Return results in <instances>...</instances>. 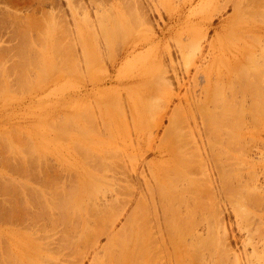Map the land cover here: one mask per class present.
<instances>
[{
  "label": "rangeland",
  "instance_id": "1",
  "mask_svg": "<svg viewBox=\"0 0 264 264\" xmlns=\"http://www.w3.org/2000/svg\"><path fill=\"white\" fill-rule=\"evenodd\" d=\"M235 6H238V8L235 9ZM263 19L264 0H0V186L3 182V185L12 187V191H9L10 197L0 192L3 194L0 195V201L3 197L2 201L5 198L8 199L4 201L6 210L4 207L0 208V221L3 218L0 222V254H3L0 264L3 263V260L5 262L3 264H20L21 260H23L22 264H53V262L54 264H91L93 260L92 264H140L143 231L138 230L143 228V224L138 206L141 197L140 188H142L144 177L147 180L151 178L148 174L150 173L149 168H153L157 175H160V178L164 182L167 181V183L168 181L181 182V176L183 177L184 174L188 178L191 174L188 171L192 170L193 175L189 176V179L193 180L191 184H195L196 186L192 184L195 188L201 187V190L205 187L202 185L212 186L214 180L211 179L218 176V172L214 169L209 170L207 168L203 170L202 160L200 159V162L199 157H196L198 155L196 151L198 150L203 155L204 151H201L202 146L199 140L207 133V130L209 131L206 126L205 128L200 126V120L202 119L200 117L205 118V116L200 115H205L199 110L200 108L202 111L205 110L204 112H209L212 108L211 110L217 116L218 113L219 116L221 115L219 119L223 120L222 123L219 122L220 126L219 124H217L218 126L215 125L218 128L214 127L216 122L213 124L214 132L224 140L219 136L221 145L217 142L214 144L215 146L219 145L221 148L213 146L212 154L215 155L216 152L217 155V153L220 154L223 151L222 149H227L223 151V154H220L221 156L219 155L220 157L215 155L219 157L217 160L222 161V163L219 162L218 166L224 162L225 164L221 166L226 167L224 169L222 167L225 173L231 175L235 172H238L237 174L241 173L243 177L241 175V177H238L244 183L246 179V182H249V175H251L254 181L251 179L252 182L250 183L254 182L255 184L251 185L256 186V189L257 187L261 189L259 191L257 189V193L259 192V197L263 196L264 198V112L259 111L257 113V110L254 116L257 120L254 117L250 118V116L245 118L247 126H258L254 129L249 127L254 132L250 135L249 133L245 134V139H243V136L240 135L246 128L242 129L243 121L231 111L235 105L233 109L237 108L239 103L231 98V102H236V104H232L229 101L230 98H226L231 96H229V90L225 91L228 86H225L227 84L225 79L227 68H225L226 62L224 61L227 55H230L232 59L234 55L236 60L231 59L234 67V63L240 59V54L243 58L244 54L248 52L247 46L251 48L254 46L252 49H255V53L264 52V37H262L263 35L261 37L258 34V36L256 35L258 32L261 35L262 30L260 29L264 27ZM259 26L262 27L255 31V28ZM249 44L254 45L249 46ZM260 48L262 51H260ZM255 53L253 52L252 55ZM248 55L244 57L249 58ZM188 57L189 60L187 61ZM244 60L247 59L243 58L242 62H245ZM185 61L186 63L191 62L189 65L187 63L186 72L184 68ZM231 66L230 69L232 70L233 67ZM234 69L232 71L235 75L243 72V68H241V72L238 70V73ZM70 70H74V72L72 71V73ZM232 71H230L231 74H233ZM243 75V73L239 75L241 81L245 79ZM208 86L209 88H207ZM213 89L214 92H212ZM217 93L220 96H217ZM192 94H195V96ZM202 98H206V102L203 100L202 103ZM218 99H221L223 105L220 102L218 104V101H220ZM201 103L202 105H200ZM205 103L208 105L209 108L207 109L209 110L205 109ZM228 103H231V105ZM194 104L196 105L194 106ZM190 107L195 111L190 113ZM219 109L223 110L221 112L225 113L224 116L228 111V116L226 115L223 119L224 116L222 113L220 114ZM197 110L201 113L198 111L199 114H197ZM261 112L263 113L261 114ZM190 114H194V119ZM179 116L180 118H178ZM198 116L200 117L198 118ZM178 119L180 121H174ZM229 119L233 120V123ZM239 120L242 123L239 122L238 124ZM193 121L198 124L200 131H203L202 135L199 134V140V136L196 134L198 133L196 132L197 128L194 126ZM178 126L179 128H177ZM220 129L222 130L218 131ZM188 131L189 133H187ZM193 131L195 132L193 133ZM224 132L228 134L231 132L230 135L233 137L230 135L228 137V134L223 137ZM179 133L181 136H179ZM192 135L195 136L194 139ZM250 136L254 139L250 140L252 139ZM238 137H241L243 141L241 142L242 139ZM178 140L187 143L184 144L180 141L177 144ZM237 142L239 143L236 144ZM231 144L232 146H230ZM219 148L221 152H219ZM192 149L195 151L191 152ZM241 149L244 151L242 152ZM175 150H179V153L182 152L184 155L180 153L177 154L180 156L178 157ZM195 153L196 156H194ZM194 157L196 158L194 159ZM177 162L180 164H177ZM231 162L236 163L232 164ZM185 163H187V166L193 165L186 167ZM172 167H175V169ZM183 167L189 169L186 170ZM133 168L134 173L137 175L132 172ZM227 168L229 169L227 170ZM213 170L214 172H212ZM251 171L252 174H250ZM204 176L212 182L206 181L203 178ZM193 177L195 181H198L195 182ZM235 181L234 179L233 184H235ZM199 182L201 183L199 184ZM173 184L175 183L173 182ZM179 184H177V187ZM22 185L26 187L23 188ZM33 190L35 191L33 192ZM191 190L187 193L188 195L186 194L190 199L187 197L189 209L187 208L185 211L184 204H181L182 207L178 204L180 205L178 206V208L180 207L179 211H184L185 215L190 217L188 219L185 217L184 224L182 225L179 222L178 225L184 226L186 223L187 231L192 230L195 234L205 236L206 228L204 222L201 223L200 221V216L203 215L200 206L203 203H208L212 197L208 198L204 194L202 196L194 188H191ZM128 192L132 193V196ZM14 193L18 195L16 196ZM30 195L34 196L31 197ZM62 195L65 196L62 197ZM126 195L127 199L125 198ZM227 196H221L220 200L216 199L217 202L213 205V208H219L216 210L220 221L217 229L219 234L224 233L222 236L223 241H221L222 243L226 242V246L223 247H227L229 251L227 252L230 255L227 257L231 259H228L233 262L232 257H236L234 259L239 264L240 262L246 264L245 259L248 258L254 261L252 264H264V202L262 201L263 203L260 202L257 205L248 203L247 205L245 203V207L242 203L243 209L245 208L247 214H249V219L248 216L247 218L244 217L247 215L246 212L241 214L243 218H239L236 214L240 215V212L235 213L233 211L232 207L235 203L230 200L231 196ZM28 198L31 200L29 201ZM10 199L11 201H9ZM14 199L17 200L14 201ZM34 199L38 201L35 202ZM42 199L44 203L41 201ZM25 200L28 202L26 203ZM197 200H201V203ZM10 202H16V204ZM23 202L29 204L28 207ZM19 204L22 207H18ZM15 205L17 209L14 215L16 217L12 213V215L10 214V212H14L15 207L13 206ZM196 205L200 206L197 207ZM55 206L57 209L54 208ZM64 206L65 211V208L62 209ZM195 207L197 210L194 209ZM95 208L98 209L95 211ZM99 208L101 211L98 212ZM110 208L114 212L110 213ZM3 209L8 214L3 212ZM7 209H9V212ZM32 209H34L33 212ZM71 212L73 213L72 216H70ZM188 212L193 213L191 215ZM18 213H20L19 216ZM41 213L44 216H41ZM60 213L66 215L64 222V218ZM58 214H60L59 218H57ZM108 214H110V217ZM3 215L5 217L9 215V218L14 217L13 220L11 219L13 222L8 217L9 220L4 219ZM53 216L55 220H53ZM106 216H108L107 219ZM30 217H33L32 220L35 217V220L32 221ZM113 219L114 221H112ZM242 219H246L244 220L245 223ZM240 220L243 222H240ZM104 222L109 224H106L105 227ZM188 224H191L192 227ZM68 225L70 228H68ZM101 226L103 227L101 228ZM184 227L182 229L186 231ZM27 228L29 229L27 230ZM99 228L103 229L101 233ZM89 230L91 233L93 231L97 234L100 233V235H96L97 239L95 238L93 244L90 243L91 240L88 241V234H91ZM104 231L105 233H103ZM80 233L81 235H79ZM163 233L165 235V232ZM261 234L263 237H260ZM164 235H162L163 238L161 234L159 235V238L163 239V243L165 242L164 251L161 252L164 257L156 264H216L215 259L217 258H214V255L212 256V250L206 251L201 260L200 258L193 260L192 253L187 252L190 251L187 245L190 237L187 236V242L184 243L183 233L182 236L181 234H175L173 237L176 240L171 239L174 243H169L168 248L167 244L170 240L166 242L167 237ZM135 236L137 237L135 238ZM139 236H141L140 239ZM119 237H121L120 240ZM31 239L32 241H30ZM71 239L73 241H70ZM164 239L166 240L164 241ZM73 243L75 244L73 245ZM89 244H91V247H89ZM252 245L254 249H252ZM107 246L110 250L107 249ZM1 248L4 252V249L8 252L7 248H9V252H16L17 257L13 256L15 254L12 253H6L7 255L10 254L9 256L4 255ZM187 248L188 250H185ZM106 249L108 256L105 255L107 253V251L105 252ZM112 251H114L113 255ZM118 254L121 256H117ZM209 254H211V257ZM94 256L95 259H93ZM254 256L258 257V260L256 257L254 259ZM5 257L6 259H4Z\"/></svg>",
  "mask_w": 264,
  "mask_h": 264
},
{
  "label": "bare ground",
  "instance_id": "2",
  "mask_svg": "<svg viewBox=\"0 0 264 264\" xmlns=\"http://www.w3.org/2000/svg\"><path fill=\"white\" fill-rule=\"evenodd\" d=\"M250 1V0H249ZM262 1V0H261ZM248 2V1H247ZM246 4V3H245ZM250 4H252V3H250ZM237 5H238V3H237ZM240 5V4H239ZM238 8V6H235V9H237ZM245 13V12H244ZM247 13V12H246ZM242 15V14H241ZM236 16H238V15H236ZM261 16V15H260ZM257 19V18H256ZM264 20V19H263ZM258 21V20H257ZM259 22V21H258ZM257 22V23H258ZM230 24V23H229ZM234 24H235V21H234ZM250 24H253V23H250ZM260 24H261V22H260ZM264 24V23H263ZM227 25V24H226ZM231 25H232V23H231ZM228 26V25H227ZM116 27V26H115ZM229 27V26H228ZM262 26H259L258 28H255V31L256 30H259L260 28H261ZM231 28V27H230ZM233 28V27H232ZM120 29V28H119ZM112 31H113V29H111ZM260 30H262V32L264 33V27L263 28H261ZM261 32V35H260V32H258V33H256V35L258 34L259 35V37H261L262 35V37H264V34ZM112 34V33H111ZM230 34V33H229ZM254 34V33H253ZM110 35V34H109ZM252 34L250 33V36H251ZM255 35V34H254ZM257 35V36H258ZM250 38H252V37H250ZM254 38H255V36H254ZM108 39V38H107ZM264 39V38H263ZM257 40V39H256ZM250 41V40H249ZM259 41V40H258ZM257 41V42H258ZM250 43V42H249ZM233 44V43H232ZM199 45V44H198ZM252 46V45H254V44H249V46ZM263 46V45H262ZM254 46H252V48H253ZM258 47H260V46H258ZM239 48V47H238ZM247 50H248V52H246L245 54H244V56L245 55H248L247 53H250L251 51V53L247 56V57H249V58H246V57H244L243 56V58L244 59H247V60H244L245 62H242V57H241V55L242 54H240V59H238V57H237V59L239 60H237L235 63H234V67H235V69H234V67H233V64H232V61H231V56L230 55H227L226 56V59L224 60L226 63H225V68H227V72H226V76H225V79H226V82H227V84H225V86L227 85L228 86V89H226L225 91H227V90H229L230 91V95L229 96H231V97H226V96H228V95H226L225 97L226 98H230V102L232 101V99H235L234 101H237L239 104H237V108H235V109H233L232 108V110L231 111H233V113L234 114H236V116L238 117V118H240L242 121H243V128L242 129H245L246 128V130H244L243 131V133H241V135L240 136H243V139H245V134H247V133H249V135H250V133H253L254 131H252V130H250L249 129V127H251V126H247L246 124V117L248 116H250V118L251 117H254L255 116V114H256V112H257V110H258V112L257 113H259V111H263L264 112V52H259L260 54H258V53H255V49H252L251 47H248L247 46ZM250 48V49H249ZM255 48H256V46H255ZM198 49H199V47H198ZM261 49V48H260ZM195 50H196V48H195ZM229 50V49H228ZM241 50H242V48H241ZM256 50H258V49H256ZM22 51V50H21ZM199 51V50H198ZM230 51V50H229ZM235 51H237V50H235ZM243 51V50H242ZM260 51H262V49L260 50ZM232 51H230V53H231ZM255 53V54H253L252 55V53ZM258 52V51H257ZM238 53H240V52H238ZM227 54V53H226ZM232 54H233V52H232ZM257 54V55H256ZM36 55V54H35ZM235 55H236V53H235ZM250 55H252V56H250ZM184 56V55H183ZM190 57H192V56H190ZM233 57L234 58H236L234 55H233ZM233 58V59H234ZM242 58V59H241ZM32 59V58H31ZM186 59V58H185ZM232 59V60H233ZM94 60V59H93ZM189 60V57H188V59H187V61ZM227 60V61H226ZM236 59H234V61H235ZM29 61V60H28ZM191 61V60H190ZM189 61V62H190ZM34 62V61H33ZM192 62V61H191ZM190 62V63H191ZM221 62H222V60H221ZM188 63V62H187ZM187 63H186V61H185V65H184V68H185V72L187 71V67H186V65H187ZM190 63H188V65L190 64ZM242 65H241V64ZM40 64V63H39ZM232 65V66H231ZM70 66V65H69ZM86 66V65H85ZM230 66L231 67H233L232 68V70L234 69V70H237V72L236 73H238V70L241 72V68H243L242 70H243V77L245 78V79H242V81L240 80V77H239V75H242V73L241 74H236L235 75V73H233L234 71H232L231 69H230ZM240 66V67H239ZM19 67V66H18ZM198 67H200V66H198ZM238 67V68H237ZM20 68V67H19ZM86 68V67H85ZM224 68V69H225ZM194 69H195V67H194ZM198 69V68H197ZM196 69V70H197ZM205 69V68H204ZM20 70V69H19ZM87 70H88V68H87ZM73 72H74V70H72ZM71 70H70V72H72ZM230 71H232V73L233 74H231V72ZM67 72H69V71H67ZM72 72V73H73ZM197 72V71H196ZM219 72V71H218ZM202 74H203V72H201ZM219 73H221V72H219ZM45 75H46V73H44ZM194 74H195V72H194ZM205 74V73H204ZM214 75V74H213ZM223 75H224V72H223ZM232 75H234V76H232ZM42 76H44V75H42ZM40 77H41V75H40ZM207 77V76H206ZM209 77V76H208ZM221 77H223V76H221ZM194 78V77H193ZM196 78V77H195ZM242 78V77H241ZM197 79V78H196ZM223 79V78H222ZM224 79V80H225ZM206 80V79H205ZM212 81V80H211ZM225 82V81H224ZM194 83V82H193ZM214 83V82H213ZM215 84V83H214ZM217 84V83H216ZM197 85V84H196ZM207 85H208V83H207ZM220 85V84H219ZM201 86H203V85H201ZM206 86V85H205ZM213 86H216V85H213ZM193 87V86H192ZM196 88V87H195ZM207 88H209V86L207 87ZM212 88V87H211ZM220 88L221 89H223L222 88V86H220ZM203 90V89H202ZM209 90V89H208ZM217 90V89H216ZM200 91V90H199ZM217 91H219V90H217ZM224 91V92H225ZM228 91V92H229ZM212 92H214V89H213V91ZM216 92V91H215ZM220 92V91H219ZM191 93V92H190ZM201 93H203V92H201ZM221 93V92H220ZM199 94V93H198ZM210 94H211V92H210ZM226 94V93H225ZM228 94V93H227ZM192 95H194L195 96V94H192ZM206 95V94H205ZM217 96H220L218 93L216 94ZM189 96V95H188ZM193 96V97H194ZM199 96H200V94H199ZM207 96V95H206ZM208 97V96H207ZM213 97H215V96H213ZM222 97V96H221ZM217 98V97H216ZM232 98V99H231ZM236 98H238V99H236ZM199 99V98H198ZM206 99V98H205ZM205 99L204 98H202V100H201V102L204 100V102H206L205 101ZM213 100V99H212ZM218 100H220V101H218V104H219V102L220 103H222V105H223V102H221V99H218ZM186 101V100H185ZM195 101V100H194ZM199 101V100H198ZM208 101V100H207ZM216 101V100H215ZM224 101H225V99H224ZM248 101H250V102H248ZM200 102V101H199ZM211 102V101H210ZM214 102V101H213ZM227 102V101H226ZM181 103V102H180ZM203 103V102H202ZM202 103L200 104V105H202ZM232 104L234 103V102H231ZM231 103L229 104V105H231ZM182 104V103H181ZM208 104V103H207ZM213 104V103H212ZM216 104V103H215ZM234 104H236V102L234 103ZM188 105V104H187ZM196 104H194V106H195ZM207 106V107H206ZM213 106V105H212ZM224 106H225V104H224ZM200 107V106H199ZM202 107V106H201ZM214 107H215V105H214ZM217 107V106H216ZM229 108L231 107V106H228ZM187 108V107H186ZM185 108V109H186ZM196 108V107H195ZM198 108V107H197ZM196 108V109H197ZM207 108H209L208 107V105H206V103H205V109H207ZM224 108V107H223ZM228 108V109H229ZM190 109H191V107H190ZM204 109V108H203ZM212 109V108H211ZM210 109V110H211ZM222 109V108H221ZM225 109H226V107H225ZM180 110V109H179ZM201 112H203L205 115H203V114H200V115H202V116H205V120L203 119V117H200V116H198V118L200 117V118H202L201 120H200V126H201V128H205V126H206V128H208L209 129V131L207 130V133H205L204 135H205V137H204V135H203V137H202V139H200V136H199V134L200 135H202L201 133L203 132H201L200 131V129H199V127H198V124L195 122V121H193V124H194V126L197 128V130H196V132H198V133H196V134H198V136H199V138L198 137H196V138H198V140H199V142H200V144H201V146H202V149H201V151H204L203 152V155H201V153L200 152H198V151H196L197 152V154L195 153V155L194 156H196V157H199V160L201 159L202 160V162H201V160H200V162L202 163V166L204 167H202L203 168V170H206L207 168H209V170L211 169H214L216 172H218V176H216V177H214V179L212 178L211 180H214L213 182L212 181H209L208 179H206L207 178V175H206V178H205V176L203 177V178H205L206 179V181H208L209 183L210 182H212V183H214L212 186H210L209 185V187H208V185H202V186H205V187H203L202 189L203 190H201L200 188L201 187H198V188H195L194 186H196L195 184H191V182L193 181V180H190L189 179V176H191V175H193L192 173L193 172H191L190 170L188 171V172H190L191 174H189V176H188V178H186V176L183 174V177H185V178H183L181 175H178V176H181V182H177V181H173L175 184H173V182L172 181H168V183H167V181L166 182H164L161 178H160V175L158 176L157 175V173H156V171L153 169V168H149V170H150V173H148L149 174V176L151 177V178H149L148 180L147 179H145V177H144V181H143V183H142V188H140L141 189V197H140V204H139V212L141 213V219H142V224H143V230L141 229V230H138V231H140V232H142L143 231V236H142V239H141V247H140V264H156L157 262H159L160 261V259L162 258V257H164V254L163 255H161V252H163L164 251V243H163V239H160L159 238V235L161 234V237H162V235H164V233L163 232H165V235H166V239H164V241L166 240V242L168 241V240H170V241H168V244H167V248H168V245H169V243H171L172 241H171V239H173L174 237V235L176 234V235H178V234H181V236H182V233L184 234V236H183V240H184V243L185 242H187L186 240V238H187V236L188 237H190V239H189V242H187V245L189 246V249H190V251H187V252H189V253H192L191 255L193 256V260H197V259H199L200 258V260H201V257H202V255L206 252V251H210V250H212V256L215 258H217V259H215V262H216V264L217 263H219V264H223V263H227V264H239V262H237V260L236 259H234V258H236V257H232V260H233V262H230V260L229 259H231V258H229V257H227V256H229L230 254H228V250H227V247L226 248H224L223 246H226V242L224 243H222V241H223V234H219V232H218V229H217V227H218V225L220 224V221H219V217H218V215H217V211L216 210H218V209H214L213 208V205L217 202V200L219 199H221V196H224V197H226L227 195H229V196H231L230 197V200H233L234 201V203H233V201H232V203L234 204L233 205V211L235 212V213H238V212H240V215L239 214H236V215H238L239 216V218H243V215H241L242 213H245L246 212V214L248 213L247 211H246V209L244 208L243 209V206H244V204L246 203H248V204H253V205H257V204H260V202H264V198H263V196L262 197H259V195H258V193H257V189H258V191L259 190H261V189H259L258 187H257V189H256V186L254 187L253 185H251V184H254V182L253 183H250V182H252V181H250L251 179H253V177H251V175H249L250 176V180H249V182L247 183L246 182V180H245V183H244V181H241V179L239 178V177H241L242 176V174L240 173V174H237L238 172H235V173H232L233 175H231V174H229V173H225V171H223L222 170V167L223 166H221V165H223V164H225L224 162H223V164H221V165H219L218 166V164H219V162H221L222 163V161H219V160H217V158H219L221 155L220 154H223V151H225V150H227L226 148H225V150L224 149H222L223 151L221 152V150H220V146L219 145H221V143H219V142H221V139H220V135H218L216 132H214V129L215 128H218L217 126V124H219V126L221 125L220 123H222L223 122V120H221V119H219V117L221 118V115L219 116V113H218V116H217V114H215L214 113V111L213 110H211V112H213V113H211L210 112V110L209 109H207V110H209V112L207 111V112H204L205 110H201V108L199 109ZM199 110H197V114H199ZM214 110H216V109H214ZM230 110V109H229ZM186 111V110H185ZM189 111H191L190 113H192L193 111H195V110H193V109H191V110H189ZM199 111V112H198ZM219 111H220V114L222 113L221 111H223V110H220L219 109ZM225 111V110H224ZM231 111H229V112H231ZM235 111V112H234ZM177 112H178V110H177ZM200 112V113H201ZM218 112V111H217ZM263 112H261V114L263 113ZM177 114V113H176ZM223 114V113H222ZM225 114V113H224ZM224 114H223V116H224ZM227 114H228V111H227ZM226 114V115H227ZM264 114V113H263ZM191 116H192V118H193V115L194 114H190ZM225 115V116H226ZM258 115V114H257ZM225 116L224 117H222L223 119L225 118ZM228 116V115H227ZM233 116V115H232ZM190 117V116H189ZM188 117V118H189ZM235 117V116H234ZM261 117V116H260ZM263 117H264V115H263ZM172 118H173V116H172ZM177 118V117H176ZM178 118H180V116L178 117ZM219 120H218V119ZM228 118V117H227ZM249 118V119H250ZM255 118V117H254ZM259 118V117H258ZM194 119V118H193ZM237 119V118H236ZM256 119V118H255ZM184 120H185V118H184ZM189 120V119H188ZM190 120H192V119H190ZM253 120V119H252ZM257 120V119H256ZM174 121H180L179 119L178 120H174ZM221 121V122H220ZM229 121H232V123H233V120H231V119H229ZM246 121V122H245ZM182 122H184V121H182ZM189 122V121H188ZM201 122H202V124H201ZM216 122V124H214ZM220 122V123H219ZM239 122L240 123H242L240 120L237 122L238 124H239ZM171 123V122H170ZM178 123V122H177ZM235 123H236V121H235ZM246 123V124H245ZM248 123H250V122H248ZM253 123V122H252ZM255 123V122H254ZM175 124H176V122H175ZM213 124H214V127H215V125H217L215 128L213 127ZM174 125V124H173ZM176 125H178V124H176ZM231 125V124H230ZM234 125V124H233ZM241 125V124H240ZM250 125V124H249ZM251 125H254V124H251ZM171 126H172V123H171ZM170 126V127H171ZM227 126V125H226ZM235 126V125H234ZM258 126V125H257ZM257 126H254V127H257ZM232 127V126H231ZM242 127V126H241ZM253 127V126H252ZM251 127V129H254V127L252 128ZM176 128V127H175ZM177 128H179V126L177 127ZM190 128V127H189ZM195 128V129H196ZM223 128V127H222ZM234 128V127H233ZM236 128V127H235ZM261 128V127H260ZM171 129H172V127H171ZM229 129V128H228ZM238 129H241V128H238ZM256 129V128H255ZM175 130V129H174ZM190 130V129H189ZM203 130V129H202ZM206 130V129H205ZM217 130V129H216ZM222 129H220V130H218V131H221ZM223 130H224V128H223ZM237 130V129H236ZM225 131V130H224ZM233 131V130H232ZM175 132V131H174ZM176 132H178V131H176ZM195 131H193V133H194ZM209 132V133H208ZM227 132V131H226ZM226 132H224V134L226 133ZM228 132H229V130H228ZM239 132V131H238ZM240 132H242V131H240ZM187 133H189V131L187 132ZM219 133V132H218ZM231 133V132H230ZM230 133L228 134V133H226V135H224L223 134V137H225V136H227V134H228V137H229V135H230ZM233 133V132H232ZM177 134V133H176ZM216 136H215V135ZM220 134H222V133H220ZM233 134H235V133H233ZM236 135H238V134H236ZM179 136H181V134L179 133ZM183 136V135H182ZM188 136V135H187ZM193 136V139H194V135H192ZM192 136H191V139H192ZM214 136V137H213ZM220 136V137H219ZM231 136V135H230ZM184 137V136H183ZM186 137V136H185ZM189 137V136H188ZM231 137H233V136H231ZM230 137V138H231ZM234 137H235V135H234ZM251 137V136H250ZM249 137V138H250ZM222 138V137H221ZM229 138V139H230ZM237 138V137H236ZM239 138V137H238ZM248 138V139H249ZM252 139H250V140H253L254 138L253 137H251ZM191 139H189L190 141H193V140H191ZM216 139H218V140H216ZM223 139V138H222ZM239 139H242L241 137L239 138ZM243 139L241 140V142L243 141ZM188 140V139H187ZM186 140V141H187ZM197 140V141H198ZM224 140V139H223ZM233 140H235V139H233ZM180 141H182V140H178V142H177V144L180 142ZM184 141H185V139H184ZM226 142H227V139L225 140ZM231 141H232V139H231ZM236 141V140H235ZM183 142V141H182ZM215 142H217L219 145H217V146H215ZM230 142V141H229ZM233 142V141H232ZM232 142H230V143H232ZM240 142V143H241ZM184 143V142H183ZM187 143V142H186ZM186 143H184V144H186ZM194 143V142H193ZM223 143V142H222ZM239 142H237L236 144H238ZM244 143H245V141H244ZM250 143H252V142H250ZM176 144V145H177ZM181 144V143H180ZM192 144V143H191ZM225 144H229V143H225ZM253 144V143H252ZM257 144V143H256ZM189 145V144H188ZM195 145V144H194ZM246 145H247V143H246ZM9 146V145H8ZM12 146V145H11ZM213 146H215V147H220L219 148V152H221L220 154H218L217 153V155L219 156V157H216L217 155H216V152H215V155H213L212 154V151H213ZM230 146H232V144L230 145ZM233 146H234V144H233ZM10 147V146H9ZM180 147H181V145H180ZM227 147V146H226ZM243 147H244V144H243ZM242 147V148H243ZM170 148H172V147H170ZM185 148V147H184ZM183 148V149H184ZM193 148H194V146H193ZM197 148V147H196ZM240 148V147H239ZM175 149V148H174ZM229 149H230V147H229ZM235 149H236V147H235ZM180 150V149H179ZM179 150L178 151H176V155L177 154H180V153H182V152H180L179 153ZM182 150V149H181ZM194 149H192L191 150V152L193 151ZM237 150V149H236ZM236 150H234V151H236ZM256 150V149H255ZM185 151H186V149H185ZM195 151V150H194ZM217 151V150H216ZM241 151L243 152L244 150H242L241 149ZM178 152V153H177ZM184 152V151H183ZM189 152V151H188ZM226 152H228V151H226ZM230 152V151H229ZM175 153V152H174ZM235 153V152H234ZM236 153H237V151H236ZM183 154V153H182ZM224 154H225V152H224ZM227 154V153H226ZM184 155V154H183ZM189 155V154H188ZM173 156V155H172ZM178 156V155H177ZM225 156V155H224ZM228 156V155H227ZM231 156H233V155H231ZM230 156V157H231ZM178 157H180V156H178ZM189 157H190V155H189ZM189 157H186V158H189ZM193 157V156H192ZM196 157H194V159L196 158ZM234 158H237V157H234ZM193 159V161L195 162V160ZM227 159V158H226ZM229 159V158H228ZM242 159H244V158H242ZM241 159V160H242ZM188 160V159H187ZM186 160V161H187ZM236 160V159H235ZM189 161V160H188ZM192 161V162H193ZM244 161V160H243ZM249 161V160H248ZM182 162H183V160H182ZM193 162V163H194ZM199 162V163H200ZM230 162V161H229ZM242 162V161H241ZM246 162V161H245ZM245 162H243V163H245ZM198 163V164H199ZM232 163V162H231ZM236 163V162H235ZM235 163H232V164H235ZM248 163V162H247ZM251 163V162H250ZM6 164V163H5ZM177 164H180V163H178L177 162ZM187 163H185V165H186ZM190 164V163H189ZM228 164V163H227ZM226 164V165H227ZM230 164V163H229ZM253 164V163H252ZM173 165V164H172ZM176 165V164H175ZM184 165V164H183ZM191 165H193V164H191ZM191 165H189V166H191ZM195 165H197L196 163H195ZM201 165V164H200ZM241 165V164H240ZM247 165V164H246ZM174 166V165H173ZM179 166V165H178ZM189 166H187L186 165V167H189ZM198 166V165H197ZM196 166V168H198ZM207 166V167H206ZM229 166V165H228ZM243 166V165H242ZM2 167V166H1ZM14 167V166H13ZM186 167H183V168H185L186 170L187 169H189V168H186ZM201 167H200V169H201ZM248 167V166H247ZM172 168H174L175 169V167H172ZM171 168V169H172ZM224 168H226V167H223V169ZM238 168V167H237ZM253 168V167H252ZM184 169V170H185ZM199 169V170H200ZM229 168H227V170H228ZM173 170V169H172ZM214 170L212 171V172H214ZM226 170V171H227ZM231 170H232V166H231ZM158 171V170H157ZM169 171V170H168ZM200 171H202V170H200ZM233 171H234V168H233ZM237 171H239L238 169H237ZM132 172L134 173V168H133V170H132ZM136 172V171H135ZM164 172H166L165 170H164ZM171 172H174V171H171ZM170 172V173H171ZM185 172V171H184ZM183 172V173H184ZM204 172V171H203ZM229 172H231V171H229ZM141 173V172H140ZM161 173V172H160ZM159 173V174H160ZM166 173H168V172H166ZM175 173V172H174ZM173 173V174H174ZM177 173V172H176ZM180 173V172H179ZM185 173H187V172H185ZM248 173V172H247ZM253 172L251 171V173L250 174H252ZM256 173V172H255ZM135 174V173H134ZM172 174V173H171ZM170 174V175H171ZM181 174V173H180ZM135 175H137V174H135ZM176 175V174H175ZM188 175V174H187ZM199 175V174H198ZM204 175H205V173H204ZM211 175H213V174H211ZM241 175V176H240ZM162 176V175H161ZM163 176H165V175H163ZM171 176H173V175H171ZM233 176H234V179L237 181H235L234 183L235 184H233ZM239 176V177H238ZM253 176H255V174H253ZM1 177V176H0ZM200 177H202V176H200ZM243 177V176H242ZM4 178V177H3ZM7 178V177H6ZM5 178V179H6ZM89 178V177H88ZM169 178V177H168ZM180 178V177H179ZM183 178V179H182ZM194 178V177H193ZM199 178V177H198ZM8 179V178H7ZM90 179V178H89ZM167 179V178H166ZM176 179V178H175ZM192 179V178H191ZM204 179V180H205ZM9 180V179H8ZM47 180V179H46ZM152 182H151V181ZM171 180H172V178H171ZM174 180V179H173ZM178 181H179V179H177ZM10 182H11V180H9ZM13 181V180H12ZM194 181H195V178H194ZM198 181V180H197ZM197 181H195V182H197ZM253 181H254V179H253ZM8 182V181H7ZM87 182V184H88V180L86 181ZM151 182V183H150ZM177 182V183H176ZM11 183H13V182H11ZM93 183V182H92ZM184 183V184H183ZM201 182H199V184H200ZM8 184V183H7ZM23 184V183H22ZM42 184V183H41ZM94 184V183H93ZM169 186H168V185ZM177 184H179V186L177 187ZM203 184H204V182H203ZM206 184V183H205ZM9 185V184H8ZM14 185V184H13ZM15 185H16V183H15ZM81 185V184H80ZM255 185V184H254ZM20 186V185H19ZM23 186V185H22ZM28 186V185H27ZM51 186V185H50ZM85 186V185H84ZM172 186V187H171ZM198 186V185H197ZM26 186H23V188H25ZM42 187V186H41ZM96 187V186H95ZM130 187V186H129ZM22 188V187H21ZM77 188V187H76ZM81 188V187H80ZM79 188V189H80ZM132 188V187H131ZM191 188L193 189L194 188V190H197V192H199V194L201 193V195L202 194H204L205 196H207L208 198H211L212 197V199H210L209 200V202L208 203H203L202 204V206H200V205H198V206H200L199 208L201 209V211L203 212V215H201L200 216V221H201V223L202 222H204V226H205V228H206V235L205 236H202L201 234H198V233H196L195 234V232H192V230L190 231L189 229L192 227L191 226V224L189 225V226H191L188 230L189 231H187V225H186V223H185V227L184 226H182L183 224H184V220H186L185 219V217L188 219V217H190L189 215H188V217H187V215H185V213H184V211L182 212V211H179V208H178V206H180L181 204H184L183 205V207H184V210L186 209L187 210V208H188V205H187V193L189 192V190H191ZM54 189H56V188H54ZM98 189V188H97ZM16 190V189H15ZM36 190V189H35ZM35 190H33V192L35 191ZM41 190V189H40ZM43 190V189H42ZM72 190V189H71ZM74 190H76V189H74ZM84 190V189H83ZM129 190H130V188H129ZM9 191H12V187H9V186H7V185H3V182H2V186H0V192H2V193H5V195L7 194V195H9V197H10V193H9ZM24 191H26V190H24ZM32 191V190H31ZM66 191V190H65ZM93 191V190H92ZM96 191V190H95ZM83 192V191H82ZM85 192V191H84ZM87 192V191H86ZM91 192V191H90ZM127 192V190L125 191V193ZM2 193H0V195L2 194ZM9 193V194H8ZM39 193V192H38ZM55 193V192H54ZM53 193V194H54ZM72 193H73V191H72ZM77 193V192H76ZM129 193V192H128ZM132 193H134L133 191H132ZM132 193H129L131 196H132ZM191 193H192V190H191ZM16 194V196L18 195L17 193H14V195ZM20 194H21V192H20ZM40 194V193H39ZM67 194H68V192H67ZM71 194V193H70ZM84 194V193H83ZM123 194V193H122ZM187 194V195H186ZM198 194V196H200ZM3 195V194H2ZM1 195V196H2ZM4 195V196H5ZM13 195V196H14ZM23 195H25V194H23ZM34 195H35V193H34ZM34 195H30L31 197L32 196H34ZM57 195H58V193H57ZM69 195V194H68ZM76 195V194H75ZM74 195V196H75ZM89 195V194H88ZM87 195V196H88ZM125 195V194H124ZM129 195V196H130ZM190 195V194H189ZM12 196V197H13ZM65 196V195H64ZM63 195H62V197H64ZM67 196V195H66ZM73 196V197H74ZM85 196V195H84ZM91 196V195H90ZM128 196V197H129ZM135 196V195H134ZM133 196V197H134ZM191 196V195H190ZM193 196V195H192ZM194 196H196L195 194H194ZM203 196V195H202ZM205 196H204V198H205ZM5 197H7V196H5ZM9 197H7V198H9ZM29 197V196H28ZM39 197H42V196H40L39 195ZM53 197H55L54 195H53ZM59 197H60V195H59ZM89 197V196H88ZM4 198V197H3ZM3 198H1V201H0V208L2 209L3 207H4V201L6 200V198L2 201V199ZM13 198H15V197H13ZM23 198V197H22ZM27 198V197H26ZM30 198V197H29ZM28 198V199H29ZM34 198V197H33ZM32 198V199H33ZM37 198V197H36ZM43 198V197H42ZM82 198V197H81ZM86 198V197H85ZM126 199H127V195H126V197H125ZM139 198V197H138ZM197 198V197H196ZM200 198V197H199ZM203 198V197H202ZM203 198V199H204ZM214 198V199H213ZM227 198H228V196H227ZM19 199H20V197H19ZM18 199V200H19ZM27 199V200H28ZM47 199V198H46ZM53 199V198H52ZM69 199H71V198H69ZM68 199V200H69ZM74 199H76V198H74ZM90 199V198H89ZM118 199V198H117ZM122 200H124L123 198H121ZM129 199V198H128ZM131 199V198H130ZM188 199H189V197H188ZM194 199V198H193ZM207 199V198H206ZM205 199V200H206ZM217 199V200H216ZM223 199V198H222ZM8 200V199H7ZM6 200V201H7ZM15 200H17V199H14V201ZM31 199H29V201H30ZM49 200V199H48ZM50 200H51V198H50ZM49 200V201H50ZM55 200V199H54ZM82 200V199H81ZM80 200V201H81ZM87 200V199H86ZM115 200V199H114ZM132 200V199H131ZM139 200V199H138ZM190 200V199H189ZM214 200H216V201H214ZM226 200V199H225ZM9 201H11V199L9 200ZM8 201V202H9ZM22 201H23V199H22ZM33 201H35V199L33 200ZM38 201V200H37ZM37 201H35V202H37ZM40 201V200H39ZM43 203H44V201H43V199L41 200ZM53 201V200H52ZM57 201H58V199H57ZM118 201V200H117ZM121 201V200H120ZM125 201V200H124ZM198 201V200H197ZM196 201V202H197ZM200 201V203H201V200H199ZM198 201V202H199ZM213 201V202H212ZM229 201V200H228ZM236 201V202H235ZM18 202V201H17ZM25 202H26V200H25ZM25 202H23V203H25ZM28 202V201H27ZM26 202V203H27ZM41 202V203H42ZM66 202H67V199H66ZM70 202V201H69ZM71 202H72V200H71ZM70 202V203H71ZM85 203H86V201H84ZM114 203H115V201H113ZM112 202V204H114ZM119 202V201H118ZM118 202H117V204H118ZM190 202V201H189ZM188 202V203H189ZM203 202V201H202ZM262 202V203H263ZM6 203V202H5ZM11 204L13 203V202H10ZM19 203V202H18ZM17 203V204H18ZM25 203V204H26ZM31 203V202H30ZM40 203V204H41ZM51 203V202H50ZM53 203V202H52ZM57 203V202H56ZM60 203H61V201H60ZM64 203V202H63ZM68 203V202H67ZM79 203V202H78ZM83 203V202H82ZM122 203V202H121ZM127 203V202H126ZM195 203V202H194ZM230 203V202H229ZM243 203V204H242ZM6 204H9V203H6ZM13 204H16V202L15 203H13ZM20 204H21V202H20ZM20 204L18 205V207L20 206ZM24 204V205H25ZM38 204H39V202H38ZM46 204V203H45ZM116 204V205H117ZM120 204V203H119ZM178 204H180V205H178ZM198 204V203H197ZM243 206H242V205ZM247 204V205H248ZM23 205V204H22ZM27 205V204H26ZM29 205V204H28ZM28 205H27V207H28ZM50 205V204H49ZM54 205H56V204H54ZM65 205V204H64ZM68 205V204H67ZM71 205V204H70ZM76 205V204H75ZM78 205V204H77ZM80 205H81V203H80ZM88 205V204H87ZM105 205V204H104ZM109 205V204H108ZM121 205V204H120ZM231 205V204H230ZM11 206V205H10ZM36 206V205H35ZM39 206V205H38ZM46 206V205H45ZM48 206V205H47ZM52 206V205H51ZM51 206H49L50 208H52ZM57 206V205H56ZM54 207L55 209H57V207ZM79 206V205H78ZM83 206V205H82ZM89 206V205H88ZM97 206V205H96ZM107 206V205H106ZM112 206V205H111ZM193 206V205H192ZM191 206V207H192ZM197 206V205H196ZM197 206V207H198ZM216 206V205H215ZM242 206V207H241ZM252 206V205H251ZM5 207H6V205H5ZM4 207V208H5ZM9 207V206H8ZM13 207H15L14 209L12 208V207H10V208H12L13 210H14V212L12 211V209H11V211L12 212H10V214L12 213L13 215H14V213H15V210L17 209L16 208V205L15 206H13ZM20 207H22V206H20ZM66 207H68V206H66ZM72 207V206H71ZM70 207V208H71ZM117 207V206H116ZM181 207H182V205H181ZM194 207V206H193ZM219 207V206H218ZM240 207H241V209H240ZM245 207V206H244ZM254 207V206H253ZM260 207V206H259ZM25 208V207H24ZM29 208H30V206H29ZM46 208V207H45ZM61 208V207H60ZM65 208V206L62 208V209H64ZM82 208V207H81ZM89 208V207H88ZM93 208H94V205H93ZM102 208V207H101ZM107 208V207H106ZM112 208V207H111ZM110 208V209H111ZM198 208V209H199ZM20 209V208H19ZM22 209V208H21ZM28 209V208H27ZM34 209H35V207H34ZM34 209H32V212H33V210ZM53 209V208H52ZM61 209V210H62ZM83 209V208H82ZM81 209V210H82ZM96 209H98V208H95L94 210L96 211ZM104 210H105V207L103 208ZM109 209V210H110ZM113 209V208H112ZM110 210L111 212L110 213H112V211L113 210ZM135 209H136V207H135ZM189 209V208H188ZM194 209H196L197 210V208L195 207ZM194 209H192V210H194ZM242 209L244 210V212L242 211ZM5 210H6V208H5ZM8 210V212H9V209H7ZM66 210V208L64 209V211ZM73 211H74V209H72ZM77 210H78V208H77ZM80 210V211H81ZM108 210V211H109ZM114 210H115V208H114ZM134 210V209H133ZM185 210V211H186ZM241 210V211H240ZM2 211V210H1ZM28 211V210H27ZM64 211H63V213H64ZM83 211V210H82ZM81 211V212H82ZM99 211H101L100 210V208H99V210H98V212ZM107 211V212H108ZM200 211V210H199ZM220 211V210H219ZM3 212H5V213H7L6 211H4V209H3ZM2 212V213H3ZM20 212V211H19ZM24 212H25V210H24ZM39 212V211H38ZM43 212V211H42ZM67 212V211H66ZM114 212V211H113ZM52 213V212H51ZM58 213V212H57ZM63 213L61 214L62 215V218H64V220H63V222L65 221V216L63 215ZM97 213V212H96ZM95 213V214H96ZM102 213V212H101ZM104 213H105V211H104ZM103 213V214H104ZM118 213V212H117ZM116 213V214H117ZM132 213V212H131ZM180 213V214H179ZM189 214H191L192 215V213L191 212H188ZM187 213V214H188ZM198 213H200V212H198ZM220 213V212H219ZM234 213V214H235ZM8 214V213H7ZM9 214V215H10ZM11 214V215H12ZM19 214L20 213H18L17 215L19 216ZM23 214V213H22ZM28 214V213H27ZM45 214V213H44ZM60 214H58V217L57 218H59V215ZM72 212H71V214H70V216H72ZM78 214H79V212H78ZM93 214V213H92ZM100 214V213H99ZM115 214V215H116ZM128 214V213H127ZM180 216H179V215ZM8 215V216H9ZM25 215V214H24ZM23 215V216H24ZM29 215H30V212H29ZM28 215V216H29ZM33 216H34V214H32ZM43 214L41 213V216H42ZM55 215V214H54ZM76 215V214H75ZM75 215H73V216H75ZM109 215V217H110V214H108ZM111 215H114V214H111ZM118 215V214H117ZM134 215V214H133ZM195 215V214H194ZM245 215V214H244ZM249 214H247L246 216H244V217H246L247 218V216H248ZM4 216V215H3ZM2 216V217H3ZM7 216V217H8ZM17 216V217H18ZM22 216V217H23ZM36 216V215H35ZM38 216H40V215H38ZM44 216V215H43ZM56 216H57V214H56ZM79 216V215H78ZM77 216V217H78ZM97 216V215H96ZM130 216H132V215H130ZM134 216H136V215H134ZM133 216V217H134ZM1 217V216H0ZM5 217V216H4ZM7 217H5L4 219H7V220H9L10 219V221L11 222H13L12 220V218H14V217H16V215H14V217H11V218H7ZM25 217H26V215H25ZM45 217H47V216H45ZM54 217V216H53ZM76 217V218H77ZM107 217L108 216H106V219H107ZM116 217V216H115ZM192 217V216H191ZM195 217V216H194ZM218 217V218H217ZM27 218V217H26ZM32 218L33 217H30V219L32 220ZM51 218V217H50ZM62 218H61V220H62ZM68 218V217H67ZM96 218V217H95ZM97 218H99V217H97ZM100 218H101V216H100ZM112 218V217H111ZM114 218V217H113ZM12 219V220H11ZM18 219H19V217H18ZM22 219V218H21ZM43 219V218H42ZM48 219H49V217H48ZM53 219V218H52ZM70 219V218H69ZM90 219V218H89ZM102 219V218H101ZM105 219V218H104ZM116 219H117V217H116ZM140 219V220H141ZM248 219H249V216H248ZM2 220H3V218L1 219V221L0 222H2ZM6 220V221H7ZM27 220V219H26ZM33 220H35V217H34V219ZM32 220V221H33ZM53 220H55V217H54V219ZM68 220V219H67ZM66 220V221H67ZM88 220V219H87ZM86 220V221H87ZM94 220V219H93ZM108 220H111V219H108ZM133 220H134V218H133ZM136 220V219H135ZM139 220V219H138ZM193 220H194V218H193ZM192 220V221H193ZM243 220V219H242ZM244 220H246V219H244ZM243 220V221H244ZM9 221V222H10ZM14 221H15V219H14ZM22 221V220H21ZM20 221V222H21ZM25 221V220H24ZM31 221V222H32ZM43 221V220H42ZM59 221V220H58ZM89 221V220H88ZM112 221H114V219L112 220ZM131 221V220H130ZM188 221V220H187ZM196 221V220H195ZM199 221V220H198ZM243 221H241L240 220V222H243ZM8 222V221H7ZM6 222V223H7ZM23 222V221H22ZM29 222V221H28ZM53 222H55V221H53ZM62 222V223H63ZM94 222V221H93ZM110 222V221H109ZM135 222V221H134ZM179 222H181L182 223V225H178V223ZM247 222V221H246ZM250 222V221H249ZM17 223H19V222H17ZM17 223H15V224H17ZM27 223V222H26ZM52 223V222H51ZM51 223H50V225H51ZM61 223V222H60ZM66 223V222H65ZM72 223V222H71ZM105 223V222H104ZM138 223V222H137ZM190 223V222H189ZM194 223V222H193ZM198 223V222H197ZM197 223H195V224H197ZM236 223H237V221H236ZM243 223H245V221L243 222ZM248 223V222H247ZM251 223V222H250ZM24 224V223H23ZM56 224H59V223H56ZM64 224V223H63ZM70 224V223H69ZM86 224V223H85ZM95 224V223H94ZM101 224H102V222H101ZM106 224H109V223H105V227H106ZM113 224H114V222H113ZM129 224V223H128ZM135 224V223H134ZM200 224V223H199ZM239 224V223H238ZM237 224V225H238ZM28 225V224H27ZM98 225V224H97ZM110 225H111V223H110ZM203 225V224H202ZM248 225H249V223H248ZM23 226V225H22ZM25 226V225H24ZM30 226V225H29ZM61 226V225H60ZM72 226V225H71ZM84 226V225H83ZM87 226V225H86ZM85 226V227H86ZM92 227H93V225H91ZM112 226V225H111ZM178 226L181 228H179L178 229ZM222 226V225H221ZM250 226V225H249ZM55 227V226H54ZM75 227V226H74ZM100 227V226H99ZM103 226H101V228H102ZM110 227V226H109ZM182 227H184L185 228V230L186 231H183V229H182ZM187 227V228H186ZM196 227V226H195ZM65 228V227H64ZM68 228H70L69 227V225H68ZM101 228H99L100 229V233H101V230H103V229H101ZM124 228V227H123ZM139 228V227H138ZM220 228V227H219ZM239 228H241V227H239ZM29 228H27V230H28ZM63 229V228H62ZM67 229V228H66ZM74 229V228H73ZM76 229V228H75ZM85 229V228H84ZM87 229V228H86ZM88 229H89V227H88ZM106 229H108V228H106ZM105 229V230H106ZM192 229V228H191ZM225 229V228H224ZM224 229H223V231H224ZM248 230H249V228H247ZM246 229V230H247ZM43 230V229H42ZM51 230V229H50ZM92 230V229H91ZM125 230V229H124ZM196 230V229H195ZM259 230V229H258ZM73 231V230H72ZM74 231H76V230H74ZM79 231V230H78ZM85 231V230H84ZM96 231V230H95ZM98 231V230H97ZM130 231H131V229H130ZM130 231H128V232H130ZM194 231V230H193ZM77 232V231H76ZM75 232V233H76ZM89 232L91 233V231L89 230ZM118 232V231H117ZM120 232V231H119ZM126 232H127V230H126ZM197 232V231H196ZM250 232H252V231H250ZM256 232V231H255ZM260 232V231H259ZM65 233V232H64ZM67 233V232H66ZM74 233V234H75ZM82 233V232H81ZM81 233L79 234V235H81ZM85 233V232H84ZM100 233L99 234H97V232H95L94 233V231H93V233H91V234H88V241H90V243H92V242H94L95 241V238H96V235L98 236V235H100ZM103 233H105V231L103 232ZM109 233V232H108ZM124 233V232H123ZM201 233V232H200ZM221 233V232H220ZM10 234H11V232H10ZM56 234V233H55ZM107 234V233H106ZM115 234V233H114ZM120 234V233H119ZM119 234H118V236H119ZM254 234V233H253ZM263 234H264V232H263ZM85 235V234H84ZM87 235V234H86ZM103 235V234H102ZM117 235V234H116ZM124 235V234H123ZM142 235V234H141ZM158 235V236H157ZM164 235V236H165ZM260 235V234H259ZM65 236V235H64ZM63 236V237H64ZM129 236V235H128ZM138 236V235H137ZM137 236H135V238L137 237ZM180 236V235H179ZM264 236V235H263ZM262 236V234H261V236L260 237H263ZM1 237V236H0ZM61 237V236H60ZM66 237V236H65ZM75 237V236H74ZM73 237V238H74ZM82 237H83V235H82ZM81 236H80V238H82ZM114 237H116V236H114ZM140 237L141 236H139L138 238L140 239ZM176 237H178V236H176ZM226 238H227V236H225ZM224 237V238H225ZM30 238V237H29ZM48 238V237H47ZM71 238V237H70ZM78 238V237H77ZM87 238V237H86ZM109 238V237H108ZM113 238V237H112ZM120 238L121 237H119V240H120ZM129 238V237H128ZM131 238V237H130ZM163 238V237H162ZM165 238V237H164ZM249 238V237H248ZM68 239V238H67ZM79 239V238H78ZM97 239V238H96ZM118 239V238H117ZM123 239H124V237H123ZM175 239V238H174ZM180 239V238H179ZM250 239V238H249ZM251 239H252V237H251ZM8 240V239H7ZM82 240V239H81ZM87 240V239H86ZM162 240V241H161ZM176 240V239H175ZM222 240V241H221ZM264 240V239H263ZM30 241H32V239L30 240ZM65 241V240H64ZM70 241H73L72 239L70 240ZM76 241V240H75ZM79 241V240H78ZM122 241V240H121ZM128 241V240H127ZM161 241V242H160ZM3 242V241H2ZM1 242V243H2ZM61 242V241H60ZM66 242V241H65ZM112 242V241H111ZM140 242V241H139ZM7 243V242H6ZM11 243H12V241H11ZM70 243V242H69ZM77 243V242H76ZM83 243V242H82ZM85 243V242H84ZM95 243V242H94ZM97 243V242H96ZM109 243H110V241H109ZM117 243V242H116ZM125 243H126V241H125ZM128 243V242H127ZM163 243V244H162ZM174 242H172V244H173ZM259 243V242H258ZM64 244V243H63ZM72 244V243H71ZM75 243H73V245H74ZM81 244V243H80ZM93 244V243H92ZM112 244V243H111ZM140 244V243H139ZM223 244H225V245H223ZM10 245V244H9ZM8 245V246H9ZM30 245H31V243H30ZM29 245V246H30ZM38 245V244H37ZM83 245V244H82ZM91 244H89V247H91L90 246ZM107 245V244H106ZM171 245V244H170ZM182 245H184V244H182ZM6 246V245H5ZM28 246V245H27ZM39 246V245H38ZM71 246V245H70ZM69 246V247H70ZM79 246V245H78ZM78 246H76V247H78ZM108 246H110V245H108ZM107 246V247H108ZM114 246V245H113ZM117 246V245H116ZM172 246V245H171ZM188 246H186V247H188ZM192 248H191V247ZM256 246V245H255ZM1 247H3V246H1ZM40 247V246H39ZM103 247V246H102ZM252 247H253V245H252ZM34 248V247H33ZM60 248V247H59ZM75 248V247H74ZM73 248V249H74ZM103 248H106V247H103ZM115 248V247H114ZM120 248H122L121 246H120ZM2 249V248H1ZM8 249V252L6 251V249H4L5 250V252L3 251V249H2V251L4 252V255L6 254V253H10L9 252V248H7ZM29 249V248H28ZM58 249V248H57ZM65 249V248H64ZM68 249V248H67ZM78 249H80V248H78ZM108 250H110V248L108 247L107 248ZM107 249L105 250V252L107 251ZM113 249V248H112ZM116 249V248H115ZM118 249V248H117ZM125 249H126V247H125ZM165 249H166V247H165ZM192 249V250H191ZM228 249H230V248H228ZM252 249H254V247L252 248ZM72 250V249H71ZM103 250V249H102ZM114 250V249H113ZM185 250H188V248L187 249H185ZM60 251V250H59ZM73 251V250H72ZM76 251V250H75ZM115 251V250H114ZM114 251H112V255H113V253H114ZM122 251V250H121ZM166 251H167V249H166ZM165 251V252H166ZM183 251V250H182ZM228 251V252H227ZM255 251H256V247H255ZM0 252H1V250H0ZM14 252V251H13ZM13 252H11L12 254H15V253H13ZM19 252V251H18ZM17 252V253H18ZM33 252V251H32ZM77 252V251H76ZM83 252V251H82ZM105 252H103V253H105ZM110 252V251H109ZM118 252H120V250H118ZM117 252V253H118ZM263 252V251H262ZM10 253V254H11ZM28 253V252H27ZM31 253V252H30ZM36 253V252H35ZM34 253V254H35ZM74 253V252H73ZM179 253V252H178ZM214 253V254H213ZM253 253H254V251H253ZM9 254V255H10ZM19 254V253H18ZM71 254V253H70ZM77 254V253H76ZM83 254V253H82ZM116 254V253H115ZM122 254H123V252H122ZM211 254H209V256L211 255ZM1 255V257H0V259L1 258H3L2 257V255L3 254H0ZM9 255H7L6 254V256H9ZM19 255H21V254H19ZM24 255H25V253H24ZM79 255V254H78ZM84 255V254H83ZM105 255H107L108 256V251H107V253L105 254ZM120 254H118L117 256H119ZM136 255V254H135ZM134 255V256H135ZM188 255V254H187ZM233 255L235 256V254H234V252H233ZM12 256V255H11ZM13 256H16V254L15 255H13ZM31 256V255H30ZM37 256V255H36ZM80 256V255H79ZM95 256H96V254H95ZM95 256H94V258L93 259H95ZM103 256H104V254H103ZM121 256V255H120ZM128 256H130V255H128ZM184 256V255H183ZM258 256V255H257ZM17 257V256H16ZM20 257V256H19ZM25 257H26V255H25ZM81 257V256H80ZM114 257V256H113ZM211 257V256H210ZM252 257V256H251ZM255 257L256 256H254V259H255ZM259 258H260V256H258ZM258 257H256L257 258V260H258ZM10 259H11V257H9ZM27 258H29L28 256H27ZM92 258V257H91ZM188 258H190V257H188ZM229 258V259H228ZM263 258V257H262ZM4 259H6V257L4 258ZM8 259V258H7ZM10 259H8V260H10ZM15 259V258H14ZM13 259V260H14ZM22 259H23V257H22ZM31 259V258H30ZM40 259V258H39ZM44 259V258H43ZM74 259V258H73ZM99 259V258H98ZM108 259V258H107ZM118 259H119V257H118ZM163 259V258H162ZM8 260H6V262H8ZM17 260V259H16ZM15 260V261H16ZM28 260V259H27ZM46 260V259H45ZM44 260V261H45ZM105 260V259H104ZM181 260V259H180ZM185 260V259H184ZM246 261H247V263L246 264H252V263H254V261H251L250 259H248V258H246L245 259ZM1 261V260H0ZM11 261V260H10ZM18 261V260H17ZM23 260H21V262H20V264H22L23 262H22ZM32 261V260H31ZM43 261V260H42ZM96 261H97V259H96ZM116 261V260H115ZM117 261H119V260H117ZM121 261V260H120ZM135 261V260H134ZM187 261V260H186ZM186 261H185V263H186ZM192 261V260H191ZM245 261V262H246ZM3 263H5L4 262V260L2 261ZM19 262V261H18ZM26 262H28V261H26ZM48 262V261H47ZM93 262H94V260H93ZM92 262V263H93ZM97 262H99V261H97ZM109 262L111 263V261H110V259H109ZM175 262H176V260H175ZM178 262V261H177ZM192 262H194V261H192ZM256 262V261H255ZM2 263V264H3ZM10 263V262H9ZM13 263V262H12ZM29 263V262H28ZM34 263V262H33ZM91 263V264H92ZM100 263V262H99ZM108 263V262H107ZM119 263V262H118ZM121 263V262H120ZM15 264V263H14ZM17 264H19V263H17ZM30 264H32V263H30ZM38 264V263H37ZM53 264H54V262H53ZM96 264H98V263H96ZM103 264V263H102ZM117 264V263H116ZM192 264V263H191ZM213 264V263H212ZM240 264H241V262H240Z\"/></svg>",
  "mask_w": 264,
  "mask_h": 264
}]
</instances>
